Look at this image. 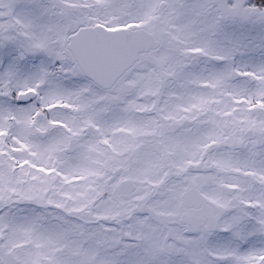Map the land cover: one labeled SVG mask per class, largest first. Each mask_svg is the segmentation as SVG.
<instances>
[{
  "label": "snow or ice",
  "instance_id": "snow-or-ice-1",
  "mask_svg": "<svg viewBox=\"0 0 264 264\" xmlns=\"http://www.w3.org/2000/svg\"><path fill=\"white\" fill-rule=\"evenodd\" d=\"M0 264H264V0H0Z\"/></svg>",
  "mask_w": 264,
  "mask_h": 264
}]
</instances>
